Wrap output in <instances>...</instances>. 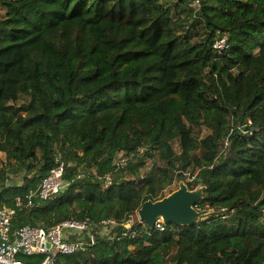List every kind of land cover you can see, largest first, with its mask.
Masks as SVG:
<instances>
[{"label": "trees", "instance_id": "1", "mask_svg": "<svg viewBox=\"0 0 264 264\" xmlns=\"http://www.w3.org/2000/svg\"><path fill=\"white\" fill-rule=\"evenodd\" d=\"M0 154L12 230L121 224L56 264H264V0H0ZM179 181L204 220L122 226Z\"/></svg>", "mask_w": 264, "mask_h": 264}, {"label": "built area", "instance_id": "2", "mask_svg": "<svg viewBox=\"0 0 264 264\" xmlns=\"http://www.w3.org/2000/svg\"><path fill=\"white\" fill-rule=\"evenodd\" d=\"M226 43L227 37L223 36L214 42L213 48L221 52L227 47ZM124 161L122 158L121 163ZM56 162L57 166L41 181L39 187L27 194L28 206L33 204L34 199L50 200L68 187V183L63 179L64 162L60 156ZM110 184V178L106 177L105 186ZM14 215L13 209L6 207L0 209V264H25L17 259L19 254L43 255L44 260L41 264H56L59 255L86 253L96 244L98 237L110 236L111 232L121 225L114 219L95 223L86 218L81 221H65L50 229L25 225L12 230ZM135 222H138V219L133 215L122 226L129 228ZM162 225L163 223L158 221L155 227L162 230Z\"/></svg>", "mask_w": 264, "mask_h": 264}, {"label": "water", "instance_id": "3", "mask_svg": "<svg viewBox=\"0 0 264 264\" xmlns=\"http://www.w3.org/2000/svg\"><path fill=\"white\" fill-rule=\"evenodd\" d=\"M203 199V187L189 190L186 184H179L178 190L165 198L152 202L146 201L137 211L139 220L148 229L154 228L157 221L177 226H192L207 214V210L198 211L197 204Z\"/></svg>", "mask_w": 264, "mask_h": 264}, {"label": "rangeland", "instance_id": "4", "mask_svg": "<svg viewBox=\"0 0 264 264\" xmlns=\"http://www.w3.org/2000/svg\"><path fill=\"white\" fill-rule=\"evenodd\" d=\"M190 8H192L193 10H195L196 9V5H195V2L194 1H192V2H190V6H189ZM207 133H204L203 132V134L201 135V136H204V135H206ZM175 151H178V148H177V146L175 145ZM200 153H198V155H199ZM4 159V157H3V155H1L0 154V163H1V161ZM158 164V161L157 160H153V161H151V162H149L148 163V168L146 169V171L145 172H148L149 171V169H151V167L153 166V165H157ZM15 181H16V179H15ZM183 183V184H186V181L184 182V181H179V182H175L171 187H169L168 189H167V191L168 192H171V193H173V192H175L176 190H178V188H179V184L180 183ZM161 200V199H160ZM209 214V211L207 212V214L203 217V218H206L207 217V215Z\"/></svg>", "mask_w": 264, "mask_h": 264}, {"label": "bare ground", "instance_id": "5", "mask_svg": "<svg viewBox=\"0 0 264 264\" xmlns=\"http://www.w3.org/2000/svg\"><path fill=\"white\" fill-rule=\"evenodd\" d=\"M194 178V177H193ZM191 181V180H190ZM135 215H136V217H137V219H138V222H141L140 220H139V218H138V216H137V212L135 213ZM159 221H161V220H159ZM158 222V221H157ZM162 222V221H161ZM163 223V222H162ZM156 224V223H155ZM164 224V223H163ZM155 226V225H154Z\"/></svg>", "mask_w": 264, "mask_h": 264}]
</instances>
